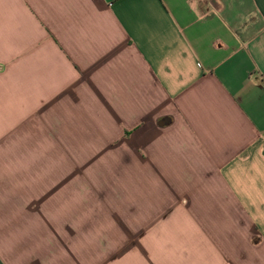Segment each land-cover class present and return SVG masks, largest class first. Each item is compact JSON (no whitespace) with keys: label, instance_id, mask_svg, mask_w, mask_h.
<instances>
[{"label":"crops","instance_id":"crops-1","mask_svg":"<svg viewBox=\"0 0 264 264\" xmlns=\"http://www.w3.org/2000/svg\"><path fill=\"white\" fill-rule=\"evenodd\" d=\"M0 264H264V0H0Z\"/></svg>","mask_w":264,"mask_h":264}]
</instances>
